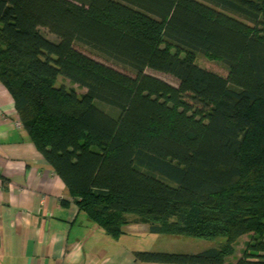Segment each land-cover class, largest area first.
<instances>
[{"label":"trees","instance_id":"obj_1","mask_svg":"<svg viewBox=\"0 0 264 264\" xmlns=\"http://www.w3.org/2000/svg\"><path fill=\"white\" fill-rule=\"evenodd\" d=\"M0 85L106 235L224 239L139 262L223 264L251 234L235 264H264V0H0Z\"/></svg>","mask_w":264,"mask_h":264},{"label":"crops","instance_id":"obj_2","mask_svg":"<svg viewBox=\"0 0 264 264\" xmlns=\"http://www.w3.org/2000/svg\"><path fill=\"white\" fill-rule=\"evenodd\" d=\"M171 238L149 234L143 225L126 226L112 238L89 221L32 144L0 85V264H156L141 263L136 254L209 248L171 252Z\"/></svg>","mask_w":264,"mask_h":264},{"label":"rangeland","instance_id":"obj_3","mask_svg":"<svg viewBox=\"0 0 264 264\" xmlns=\"http://www.w3.org/2000/svg\"><path fill=\"white\" fill-rule=\"evenodd\" d=\"M82 52L85 55H88V56L98 60L97 56L92 55L88 50L82 49ZM196 64L199 67H201L207 71H211V72H213L219 76H222V77H225L227 74L225 69L223 68V66L221 65V63L218 59L199 56L196 59ZM152 74H153V76H155V77H157V78H159V79H161V80H163V81H165V82H167L173 86L177 85V81L170 75L161 74V73H152ZM66 85H67V83H66ZM181 99L184 100L187 104H189L195 110H198L202 113H206L207 111H209L210 107L207 104L202 103L198 97L194 96L191 93H183L181 95ZM146 181L152 185L161 186L160 182H155V181H150V180H146ZM178 238L186 239L187 242H179ZM172 239H174V240H172ZM168 241L169 242L167 245L170 248L169 250H171V252H178V251H184V250H188L189 252H192V249L202 250V248L212 247V245H214L216 243L223 242L224 239L219 238V239L211 242V241H206V240H201V239L174 237V238L168 239ZM152 243L153 242H149V243H147V245L151 246ZM256 244L257 243H255V238L252 237L251 234L243 235L238 239L237 245H235L234 255L231 257H228V258L232 259V257H234L237 254H239V256H241L243 250L245 249V247L247 245H256ZM158 245H160V244H158ZM256 246H259V245H256Z\"/></svg>","mask_w":264,"mask_h":264}]
</instances>
